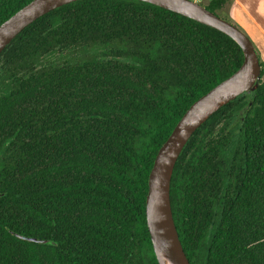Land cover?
Segmentation results:
<instances>
[{
  "label": "trees",
  "instance_id": "trees-1",
  "mask_svg": "<svg viewBox=\"0 0 264 264\" xmlns=\"http://www.w3.org/2000/svg\"><path fill=\"white\" fill-rule=\"evenodd\" d=\"M30 1L0 0V24ZM232 1L200 3L220 16ZM243 61L228 34L142 0H77L29 24L0 53V264H159L156 155ZM171 204L192 264H264L262 79L192 135Z\"/></svg>",
  "mask_w": 264,
  "mask_h": 264
},
{
  "label": "water",
  "instance_id": "water-1",
  "mask_svg": "<svg viewBox=\"0 0 264 264\" xmlns=\"http://www.w3.org/2000/svg\"><path fill=\"white\" fill-rule=\"evenodd\" d=\"M77 0H31L0 24V53L29 24L64 4ZM215 27L235 39L244 53L242 65L196 100L183 114L160 147L149 176L146 217L159 264H192L175 223L171 204V181L184 147L214 113L243 93L255 91L262 79V67L251 38L237 25L202 5L199 0H142ZM39 243L56 244L50 239L17 234Z\"/></svg>",
  "mask_w": 264,
  "mask_h": 264
},
{
  "label": "crops",
  "instance_id": "crops-1",
  "mask_svg": "<svg viewBox=\"0 0 264 264\" xmlns=\"http://www.w3.org/2000/svg\"><path fill=\"white\" fill-rule=\"evenodd\" d=\"M224 9L231 21L251 38L264 60V0H233Z\"/></svg>",
  "mask_w": 264,
  "mask_h": 264
},
{
  "label": "rangeland",
  "instance_id": "rangeland-1",
  "mask_svg": "<svg viewBox=\"0 0 264 264\" xmlns=\"http://www.w3.org/2000/svg\"><path fill=\"white\" fill-rule=\"evenodd\" d=\"M199 1L202 2L203 4H208V2H209L208 0H203V1L199 0ZM219 14L222 18L231 22L230 15L225 9L219 11ZM262 80L264 81V76L262 77Z\"/></svg>",
  "mask_w": 264,
  "mask_h": 264
}]
</instances>
